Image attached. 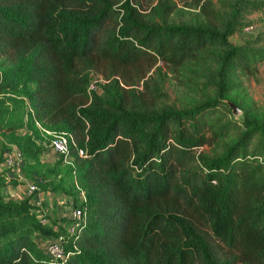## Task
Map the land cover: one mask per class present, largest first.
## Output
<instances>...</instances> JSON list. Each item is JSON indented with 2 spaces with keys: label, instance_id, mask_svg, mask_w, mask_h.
Here are the masks:
<instances>
[{
  "label": "trees",
  "instance_id": "16d2710c",
  "mask_svg": "<svg viewBox=\"0 0 264 264\" xmlns=\"http://www.w3.org/2000/svg\"><path fill=\"white\" fill-rule=\"evenodd\" d=\"M218 2L200 1L205 26L146 21L123 1L110 33V0H0V56L12 63L0 71V94L23 87L39 120L65 124L83 191L81 201L65 192L79 217L57 225L29 197L0 195V264H264V124L223 115L213 99L128 110L114 76L98 93L77 69L85 58L112 63L115 75L148 57L178 66L210 49L216 85L231 69L251 74L264 38H227L244 14L264 15V0ZM227 101L219 104L229 112ZM11 110L0 98V131L16 127ZM32 234L58 242L62 262Z\"/></svg>",
  "mask_w": 264,
  "mask_h": 264
},
{
  "label": "rangeland",
  "instance_id": "374dc122",
  "mask_svg": "<svg viewBox=\"0 0 264 264\" xmlns=\"http://www.w3.org/2000/svg\"><path fill=\"white\" fill-rule=\"evenodd\" d=\"M123 1H128L134 6L146 21L210 26L199 11L201 0H110L113 14L106 23V29L110 33H113L118 25L121 14L118 8ZM210 4L219 7L218 0H210ZM241 24H244L243 29L236 30L237 26L229 34L227 38L229 43L239 45L254 37L264 38L262 13L253 11L244 14ZM211 52L213 51L210 49L201 50L193 60L185 61L178 66L167 65L156 57H148L126 67L124 73L116 75L113 74L112 63H100L95 68L93 63L98 61L88 58L79 60L77 69L80 73L88 75L90 83L98 88V93L99 85H107L114 76L123 88L120 94L125 97L123 101L128 110L161 112L193 107L206 99H213L214 109L223 115L236 121L245 118L264 124V61L254 64L251 74H244L235 69L229 70L224 83L218 86L213 78ZM11 65L8 58L0 56V71ZM24 87L31 85L26 84ZM22 88L19 87L17 91ZM17 91L16 94H0L4 104L12 109L16 123L15 128L0 131V175L3 178L0 195L4 200H21L29 197L41 210L42 216L38 215L40 219L53 220L57 225L59 219L69 217V211L75 207L70 204L71 198L66 196L65 192L78 195L80 201L83 194L77 186V173L71 164L73 156L58 155L48 146L52 133H68V129L64 128L65 124L62 123L55 125L43 123L30 109L27 98L22 94L18 95L20 93ZM11 97L16 101L6 99ZM226 100L239 108L238 114H232L230 108L227 112L225 107L219 104ZM9 145L17 146L16 148L22 152L18 166L14 169L6 168L1 162ZM200 149L210 150L208 146L195 150ZM195 165L196 162L193 161L192 167ZM24 181L34 184L35 190L28 193ZM35 237L32 234L33 240L42 248L50 240L45 235L39 236L40 241Z\"/></svg>",
  "mask_w": 264,
  "mask_h": 264
},
{
  "label": "built area",
  "instance_id": "2783aa9c",
  "mask_svg": "<svg viewBox=\"0 0 264 264\" xmlns=\"http://www.w3.org/2000/svg\"><path fill=\"white\" fill-rule=\"evenodd\" d=\"M90 83V82H89ZM89 90H93L94 92H97V87L93 85V83H90L88 85ZM70 136L66 132H58V133H52L48 146L49 149L58 155H66L68 154V143H69ZM79 154L81 152L79 151ZM20 160V152L19 150L10 145L8 150L3 154V160L2 163L6 168L14 169L18 166V162ZM24 185L26 188V191L28 193H31L35 190V187L33 184L29 183L28 181H24ZM37 204V201H36ZM69 218H78L79 217V212L71 209L68 213ZM45 252L51 256L53 259H55L58 262H62L63 260V253L62 250L58 244V242H52V243H46L45 244Z\"/></svg>",
  "mask_w": 264,
  "mask_h": 264
},
{
  "label": "water",
  "instance_id": "95a60500",
  "mask_svg": "<svg viewBox=\"0 0 264 264\" xmlns=\"http://www.w3.org/2000/svg\"><path fill=\"white\" fill-rule=\"evenodd\" d=\"M227 105L229 106L232 114H238L239 113V109L230 101H227Z\"/></svg>",
  "mask_w": 264,
  "mask_h": 264
}]
</instances>
